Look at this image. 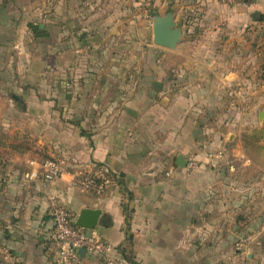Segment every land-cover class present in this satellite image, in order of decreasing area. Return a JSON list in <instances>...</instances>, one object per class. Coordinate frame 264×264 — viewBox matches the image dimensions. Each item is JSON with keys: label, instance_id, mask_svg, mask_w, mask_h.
I'll list each match as a JSON object with an SVG mask.
<instances>
[{"label": "crops", "instance_id": "1", "mask_svg": "<svg viewBox=\"0 0 264 264\" xmlns=\"http://www.w3.org/2000/svg\"><path fill=\"white\" fill-rule=\"evenodd\" d=\"M137 1L0 0V125L15 135L0 156V241L16 264H57L46 192L23 182L55 157L65 173L51 192L78 216L100 210L96 231L129 264H264V218L242 200L264 190L213 168L242 145L231 116L257 105L241 104L245 44L146 42V23L129 24ZM192 155L194 172L178 164ZM88 165L116 177L107 196L69 186Z\"/></svg>", "mask_w": 264, "mask_h": 264}, {"label": "rangeland", "instance_id": "2", "mask_svg": "<svg viewBox=\"0 0 264 264\" xmlns=\"http://www.w3.org/2000/svg\"><path fill=\"white\" fill-rule=\"evenodd\" d=\"M137 3L136 13L128 18L129 24L139 27V24L146 23L148 26L145 31L146 42L150 40L154 44V16L157 14L165 15L172 11L177 27L183 32L179 44L202 40L227 42L232 36L234 47H238L240 42L245 44L242 57L248 58L247 73L251 75L247 77L249 80L245 82L246 91L242 94L241 104L256 103L257 105L245 116L239 115V113L231 116L232 120H236L238 125L242 126L235 130L242 145L240 147L231 146V152L226 147V150L228 149V152L226 151L227 161L213 168L222 170L225 166L232 167L229 172L233 174L232 184L234 186L235 183H239L237 178L242 176L243 181L240 184L245 186L244 188L249 190L251 188L252 192H255L253 187L264 190V21L262 19L264 0H138ZM231 13L234 14L231 15ZM256 13L257 16L254 18ZM136 36L138 39L143 37L141 29H137ZM255 75L257 76L254 78ZM232 103H234L235 108L242 106L235 102ZM8 131L0 125V156L3 150L6 153L10 152L9 149L11 148L7 144L15 138V135ZM24 146L30 148L29 145ZM239 153L240 155H238ZM225 157L227 156L224 155ZM46 158L44 157V159ZM242 200L250 204L249 218L253 213L258 212L262 213L264 218V194L261 196L256 193L242 194ZM256 203L260 204L257 205L258 209H254L256 207L253 205ZM244 215L241 213L240 216ZM248 242L247 238L239 240L235 244L237 253L239 250H245V245Z\"/></svg>", "mask_w": 264, "mask_h": 264}, {"label": "built area", "instance_id": "3", "mask_svg": "<svg viewBox=\"0 0 264 264\" xmlns=\"http://www.w3.org/2000/svg\"><path fill=\"white\" fill-rule=\"evenodd\" d=\"M226 148L216 152L214 159H222ZM186 169L194 172L200 168L196 156H189ZM34 165V163H33ZM216 165V164H214ZM65 170L61 162L50 157L42 159L36 168L27 172L23 177L25 184L39 182L48 199V217L51 222L49 241L55 249L57 264H85L88 256L102 264H129L121 255V249L105 241L94 230H88L77 225L78 215L61 199L51 192V189L62 179ZM116 177L106 166L88 165L77 169L71 174L69 186L89 196L102 198L107 196L114 186ZM85 250V254H80ZM0 258L2 264H16L9 247L0 241ZM229 264V263H216Z\"/></svg>", "mask_w": 264, "mask_h": 264}, {"label": "water", "instance_id": "4", "mask_svg": "<svg viewBox=\"0 0 264 264\" xmlns=\"http://www.w3.org/2000/svg\"><path fill=\"white\" fill-rule=\"evenodd\" d=\"M183 32L177 27L175 17L172 11L167 12L165 15L157 14L153 20V42L157 46L174 50L181 42ZM188 161L180 157L178 164L186 168ZM102 212L100 210L84 209L80 212L77 225L79 227L94 230L100 224ZM80 254L83 256L85 250H81Z\"/></svg>", "mask_w": 264, "mask_h": 264}, {"label": "trees", "instance_id": "5", "mask_svg": "<svg viewBox=\"0 0 264 264\" xmlns=\"http://www.w3.org/2000/svg\"><path fill=\"white\" fill-rule=\"evenodd\" d=\"M262 19H263V21H264V16H263V18H262Z\"/></svg>", "mask_w": 264, "mask_h": 264}]
</instances>
